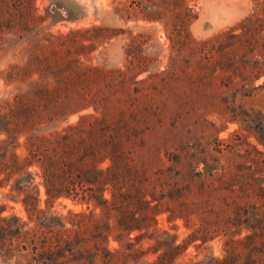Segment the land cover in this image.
<instances>
[{"label":"trees","instance_id":"1","mask_svg":"<svg viewBox=\"0 0 264 264\" xmlns=\"http://www.w3.org/2000/svg\"><path fill=\"white\" fill-rule=\"evenodd\" d=\"M34 1L0 0V63L9 58L0 65V80L15 87L12 99L0 106V189L8 188L7 196L14 194L36 223L29 228L15 216L0 219L8 222L0 224V257H29L34 264H264V83L241 95L256 109L233 119L256 132L262 151L251 145L245 150L252 169L244 177L221 175L223 194H215L210 182L195 193L185 189L176 195V188L156 183L131 157L150 107V95L135 81L146 70L131 66L137 72L124 80L119 70L81 62L75 50L95 43L71 49L66 37L45 36ZM251 2L253 12L236 27L203 41L182 30L184 21L178 23L182 34L171 24L172 49L193 52L205 62L229 54L240 58L248 51L259 56L257 44L264 52V0ZM147 6L153 13V2ZM104 31L85 30L96 33L95 39ZM251 65H236L232 74L252 77V82L264 76L263 57ZM168 74L173 76V69ZM240 90L246 92L244 85ZM254 168L257 186L252 184ZM190 193L195 200L186 199ZM62 199L85 210L69 212L68 218L54 215L49 207ZM162 213L167 222L179 219L192 227L185 241L178 243L176 235L156 228ZM218 236L227 237L221 257L180 260L190 243L198 241L199 248ZM110 237L118 245L115 250L107 248ZM144 238L152 243L143 250Z\"/></svg>","mask_w":264,"mask_h":264},{"label":"rangeland","instance_id":"2","mask_svg":"<svg viewBox=\"0 0 264 264\" xmlns=\"http://www.w3.org/2000/svg\"><path fill=\"white\" fill-rule=\"evenodd\" d=\"M148 1L154 5L151 14H148ZM34 6L43 18L45 36L62 35L69 39L71 49L79 43L84 46L91 41L95 43L87 49L75 50L81 62L106 71L119 70L126 74L124 80L137 72L131 66L140 65V69L146 70L137 75L135 81L139 82L137 88H145L150 95V107L148 117L138 127L131 157L156 183L176 188V195H180L185 189L195 193L201 183L212 182L215 194H223L226 186L219 181L221 175L228 177L237 173L244 177L248 169H252L245 150L251 145L262 151L256 132L233 119L235 115L241 117L243 110L256 109L249 98L241 95L248 94L251 85L264 83V76L252 82V77L232 74V68L236 65L253 67L251 61L264 58L261 46H256L257 57L248 51L238 53L240 58L229 54L219 62H205L193 52L176 53L169 41L170 25L181 21H184L182 30H187L194 41L228 31L253 12L251 0H185L183 5L174 0H35ZM183 6H186L185 11ZM92 27L106 31L95 39L96 33L85 32ZM178 29L182 34L179 25ZM171 69L173 76L168 74ZM162 77L165 79L161 80ZM241 85L246 92L240 90ZM14 93L13 85L7 86L0 80V106L11 100ZM78 115L69 116L67 123H74ZM23 149L20 147L18 153L22 154ZM253 170L256 174L252 184L257 186L258 170ZM8 193V188L0 189V219L15 216L29 228L35 227L36 223L29 220L19 200L12 198L14 194L7 196ZM192 193L186 197L188 201L196 199ZM41 197L44 198L42 189ZM41 208L46 209L44 203ZM84 210L85 205L67 199L49 207L51 213L63 218H68L69 212ZM156 228L176 235L178 243L185 241L192 231L191 226L185 227L179 219L167 222L164 213L156 217ZM226 238L215 237L199 248L195 246L198 241L190 243L180 260H202L209 254L221 257V243ZM151 243L144 238L140 248L144 250ZM107 248H118L111 237ZM0 264L34 263L29 257L23 259L16 255L10 260L0 257Z\"/></svg>","mask_w":264,"mask_h":264}]
</instances>
